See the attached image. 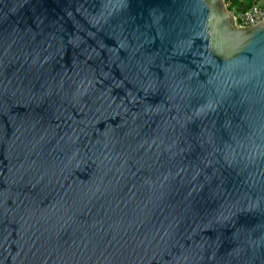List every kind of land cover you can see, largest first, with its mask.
<instances>
[{
  "label": "water",
  "instance_id": "water-1",
  "mask_svg": "<svg viewBox=\"0 0 264 264\" xmlns=\"http://www.w3.org/2000/svg\"><path fill=\"white\" fill-rule=\"evenodd\" d=\"M0 264H264V19L0 0Z\"/></svg>",
  "mask_w": 264,
  "mask_h": 264
},
{
  "label": "built area",
  "instance_id": "built-area-1",
  "mask_svg": "<svg viewBox=\"0 0 264 264\" xmlns=\"http://www.w3.org/2000/svg\"><path fill=\"white\" fill-rule=\"evenodd\" d=\"M232 14L236 22L247 29L254 27L264 19V8L256 3L244 12H232Z\"/></svg>",
  "mask_w": 264,
  "mask_h": 264
},
{
  "label": "trees",
  "instance_id": "trees-1",
  "mask_svg": "<svg viewBox=\"0 0 264 264\" xmlns=\"http://www.w3.org/2000/svg\"><path fill=\"white\" fill-rule=\"evenodd\" d=\"M227 9L233 13H241L248 10L260 0H224ZM264 2V0H263Z\"/></svg>",
  "mask_w": 264,
  "mask_h": 264
},
{
  "label": "rangeland",
  "instance_id": "rangeland-1",
  "mask_svg": "<svg viewBox=\"0 0 264 264\" xmlns=\"http://www.w3.org/2000/svg\"><path fill=\"white\" fill-rule=\"evenodd\" d=\"M258 4H259L261 7L264 8V2H263V0L258 1Z\"/></svg>",
  "mask_w": 264,
  "mask_h": 264
}]
</instances>
